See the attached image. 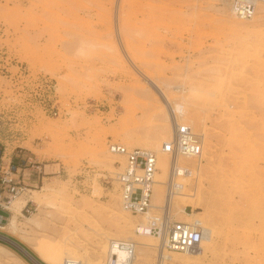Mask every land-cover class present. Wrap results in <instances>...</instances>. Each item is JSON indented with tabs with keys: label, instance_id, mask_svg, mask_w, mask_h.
<instances>
[{
	"label": "rangeland",
	"instance_id": "rangeland-1",
	"mask_svg": "<svg viewBox=\"0 0 264 264\" xmlns=\"http://www.w3.org/2000/svg\"><path fill=\"white\" fill-rule=\"evenodd\" d=\"M229 3L0 0V147L6 163H28L17 228L0 235L44 264L65 250L103 264L105 235L151 240L136 230L146 215L121 208L111 164L124 158L108 150L150 148L159 161L172 118L150 78L203 139L174 212L224 244L191 264H264V13L241 20ZM136 253L157 264L158 250ZM0 264L35 263L0 239Z\"/></svg>",
	"mask_w": 264,
	"mask_h": 264
},
{
	"label": "built area",
	"instance_id": "built-area-1",
	"mask_svg": "<svg viewBox=\"0 0 264 264\" xmlns=\"http://www.w3.org/2000/svg\"><path fill=\"white\" fill-rule=\"evenodd\" d=\"M261 3H264V0H230V8L238 19L249 20L254 17ZM181 114L172 109L173 135L171 140L165 143L164 149L170 154L171 160L175 159L168 182L170 199L184 188V184L178 180L182 173L177 166V159L185 157L198 160L203 156L202 136L193 129L190 123L180 120ZM108 150L124 157L123 162L116 161L118 171L114 178L119 188L123 208L134 215L149 214L153 206L155 175L159 170L157 152L139 146L129 148L119 142L109 143ZM4 155L0 147V231L9 221L7 215L12 214L11 206L14 199L27 190L23 179L27 169V160L23 158L20 160L22 163H18L19 161L10 158L6 163ZM185 172L192 171L186 169ZM22 210L30 212L31 205L27 203ZM136 230L138 234L157 237L163 243L165 250L181 253H193L199 250L206 234L199 220L178 219L174 210L166 208V205L159 206L157 212L147 216L146 222L140 224ZM112 246L129 252V256L126 262L119 263L114 257L116 255H112L106 264H126L132 259L136 242L132 239L120 240L112 243Z\"/></svg>",
	"mask_w": 264,
	"mask_h": 264
},
{
	"label": "bare ground",
	"instance_id": "bare-ground-1",
	"mask_svg": "<svg viewBox=\"0 0 264 264\" xmlns=\"http://www.w3.org/2000/svg\"><path fill=\"white\" fill-rule=\"evenodd\" d=\"M258 10H260V12L264 13V3H261V4L258 5L256 12ZM230 11L232 13V10H230ZM231 15L236 17L233 13ZM253 18L249 19V20H245V21H251V20H253ZM148 83L150 84V86L153 89L157 90L158 93L161 95V98H162L163 102L165 103V105L167 106V108L170 111L169 113L171 114V118L173 117L172 116V109H174L175 111L182 113L181 117H180L181 118L180 120H183V117L185 115V110H186L185 107L183 105H174V104L172 105V102L170 101V99L168 98L166 93L156 84V82H154L153 79L149 78ZM172 121L173 120L171 119L170 122H171L172 133H173V123H172ZM169 130H171V129H169ZM170 136H172V135H170ZM169 141H170V139H169ZM165 145H166L165 143H164V145H162L163 149H165ZM203 148H204V144H203ZM114 155H116V154H114ZM118 156H120V155H118ZM5 157H7V155H4V158ZM194 160L196 161V159H194ZM120 161L123 162L124 160L120 159ZM188 161L189 162L193 161V158L179 157L177 159V166L181 169V173H182L178 177V180H180V178H182V177H185V178H182L183 181H184V179L186 180L187 178L188 179L190 178V176H191L190 174L192 172H189V173L185 172L186 169H189V171H191L190 167H187V165H186V162H188ZM174 162H175V159L171 160L170 154L167 153L165 150L164 151L162 150V152H160L159 161L157 163L159 171H157V173H156V176H155V181L156 182L154 184V189H153V198H152L153 206H152V209L150 210L149 214L146 215V219H147V216H149L150 214H153V213L157 212L159 206L166 205V208H169L170 210H174V208H176V205L179 203L178 197L182 198L186 194L185 187H184L181 191H179L174 196H172L171 199H170V197L168 195V182H169V180L171 178V173H172L171 172V168L173 167ZM111 166L114 169L118 170V167H116L117 165L115 166L114 163H112ZM115 175H116V173H115ZM115 175L112 176L113 179L115 178ZM187 180L185 182H187ZM114 181L116 182L115 179H114ZM180 182L184 183L181 180H180ZM116 184H117V182H116ZM118 190H119V188H118ZM30 191H32V190H30ZM31 193H33V192H31ZM24 195H27V190L22 195L18 196L16 199H14V201L12 203V206H11L12 215H11V218H9L8 225L4 227V230L10 231V229L17 228L16 227L17 223H18L17 212H18V210H20V207H19V205L21 203L20 198H22V196L24 198ZM120 200H121V198H120ZM23 201H24V199H23ZM28 201H27V203H28ZM121 208L124 209L123 206H122V203H121ZM124 210L127 211L126 209H124ZM120 212L122 213V211H120ZM127 212H129V211H127ZM181 212L185 213L184 208L182 209ZM27 220H29V218ZM199 221L202 223L203 227H208V225L206 224L204 219H200ZM145 222L146 221H138L137 225L139 226L140 224H144ZM205 233L206 234H205V237H204V239H203V241L201 243L200 249L195 251V252H193V253H186L184 256H181V255H178V254L172 255V254L166 253V250L163 248V243L160 240L158 241V238L154 237L153 235H147V236L150 237L149 239H151L153 241L149 240V241H143V242H139L138 243L137 241L132 239V240H134L136 242V246H135V249H134V253L131 256L132 259H130V261H128L126 264H134L135 261L138 260V256H137V253H136L138 244H139V246L141 248L144 249V251L146 253H148V250H150V249L158 250L157 264H191V263H195L194 261H198L197 259L206 257L208 251L209 252L211 251L213 254H215L217 252H220V245H222L221 243L224 244V242H222L223 241V237H222L223 235L220 232H216L214 230H209L208 229V230H205ZM105 236L107 237L108 243L110 242V244H109V247H108V244H107L108 251L106 253L107 256L105 257L106 259H105L103 264H106L109 261V259L112 257V255L113 256L116 255L114 257L117 258V261L119 263L126 262L127 259H128V256H129V252H127V251H125L123 249H120L118 247H113L112 246V243L120 241V240L115 238V236H114V238L111 237L110 235H108V236L105 235ZM123 240H128V239H123ZM247 249H249V248H247ZM179 253H181V252H179ZM140 257H142V256H140ZM142 261L145 262L146 259H142ZM62 264H83V263L77 257L75 252H73L72 250H65L64 253H63V256H62Z\"/></svg>",
	"mask_w": 264,
	"mask_h": 264
},
{
	"label": "water",
	"instance_id": "water-1",
	"mask_svg": "<svg viewBox=\"0 0 264 264\" xmlns=\"http://www.w3.org/2000/svg\"><path fill=\"white\" fill-rule=\"evenodd\" d=\"M0 239H3L4 241L12 244L13 246H15L16 248H18L20 251H22V253H24V255H26L33 263L35 264H44L40 259H38L37 257H35L31 252H29L26 248H24L22 245H20L18 242L5 237L3 235H0Z\"/></svg>",
	"mask_w": 264,
	"mask_h": 264
},
{
	"label": "crops",
	"instance_id": "crops-1",
	"mask_svg": "<svg viewBox=\"0 0 264 264\" xmlns=\"http://www.w3.org/2000/svg\"><path fill=\"white\" fill-rule=\"evenodd\" d=\"M15 156H19V155H11V158L13 157L15 159L16 158Z\"/></svg>",
	"mask_w": 264,
	"mask_h": 264
}]
</instances>
